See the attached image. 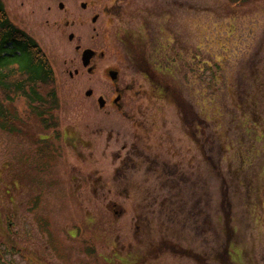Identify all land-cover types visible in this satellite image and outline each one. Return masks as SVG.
<instances>
[{
  "label": "rangeland",
  "instance_id": "1",
  "mask_svg": "<svg viewBox=\"0 0 264 264\" xmlns=\"http://www.w3.org/2000/svg\"><path fill=\"white\" fill-rule=\"evenodd\" d=\"M126 2V22L139 36L152 46L171 40L175 79L187 90L175 91L179 105L173 108L155 96L128 99L146 114L138 116L142 124L132 123L86 101L89 88L98 95L109 87L95 85L88 74L65 73L77 67L76 56L47 54L57 123L17 98L9 103L11 124L0 126V264H264V0ZM109 64L121 67L113 58ZM144 124L173 134L178 150L189 147L183 129L193 127L199 175L161 184L159 178H108L128 135ZM49 126L62 128V135L80 133L82 147L70 151L66 143L39 141L53 138L44 129ZM158 143L164 150L162 137ZM40 152L44 162L35 155ZM55 153L62 157L52 162ZM142 185L155 191L147 194ZM158 187L184 200L187 211L167 215L163 202L155 204ZM145 198L149 209L142 214Z\"/></svg>",
  "mask_w": 264,
  "mask_h": 264
},
{
  "label": "flooded vegetation",
  "instance_id": "2",
  "mask_svg": "<svg viewBox=\"0 0 264 264\" xmlns=\"http://www.w3.org/2000/svg\"><path fill=\"white\" fill-rule=\"evenodd\" d=\"M2 2L11 23L33 38L46 55L52 56L58 52L67 51L76 56V60L72 59V62L77 61L74 71L65 69V73H68L71 78L88 74L94 79L95 85H104L105 83L109 87L101 90L98 95L94 88H89L86 91L85 99L94 110L98 106L100 111L108 113L114 111L122 114L123 118L132 123L136 121L137 124H142L143 122H138V116L146 115L145 112L139 113L133 110L135 105L128 99H133L135 95L146 99L155 96L164 103L162 106L167 108L169 105L171 107L175 104L179 105L175 91L178 90L182 93L187 90L181 81L176 80L178 64H172L169 54L171 48L167 49V45L171 47L173 45L171 40L165 39L164 42L157 40L156 45L152 46L151 42L145 40V36H139V33L128 24L129 20L126 22L127 9L124 7L130 4L126 0H2ZM150 26L144 25L146 33L150 31L148 30ZM164 29L163 26H160L159 30H156L157 34L163 36ZM86 51H90L91 54L88 65H84L83 61ZM48 58L50 61L52 60L50 56ZM111 58L118 60L121 67L111 68L113 65L109 64ZM53 60L56 61V58L53 57ZM175 61L177 62V56ZM191 65L193 66L188 63L189 68ZM185 80L187 85L188 81ZM190 86H192L191 83ZM88 91L91 93L87 94ZM100 98L104 100L103 106L99 103ZM172 112L177 116L184 111L173 110ZM188 113V111L185 112L187 116ZM205 121V118L202 117V122L205 123ZM164 122L166 121L164 120ZM72 126L77 129L74 125ZM61 129L60 127L51 128L48 131L53 135V138L43 137L39 138V141H58L62 146L66 143L67 149L70 151L71 149L76 151L78 146L82 147L83 137L80 133L68 135L64 131L62 135ZM162 129L163 127L158 124L155 127L144 124L139 125L138 132L129 134L118 155L119 162L114 174L108 178H159L161 184L164 178H194L198 176L200 167L197 168L195 162L199 161L197 160L199 154L193 152L191 141L194 138L197 139L198 136L192 132L193 127L183 129L191 143V145L187 144L189 147L186 150L175 148L176 143L173 141L176 140V137L171 133L164 134ZM161 137V145L165 147L164 150L158 147ZM195 145L198 146V144ZM63 149L65 151L64 147ZM196 151L198 153V150ZM35 155L40 157L39 161L41 162L46 159L41 152ZM58 156L62 157V154L55 153L50 161H56ZM208 160V151L203 148L201 156L203 176L209 173ZM72 178H76V176ZM83 178H87V176L84 175ZM96 178H104V176L100 175ZM160 186L163 188L166 184ZM142 189L144 192L147 189L155 191L154 188H144L143 185ZM158 189L159 192L153 194L156 200L155 204L158 203L160 206L163 202L164 205L159 208L163 209L167 215L175 216L178 212L185 213L187 211L184 200L178 202L175 194L172 197L168 194L163 195L160 187ZM146 193L148 194V192ZM148 198H145L144 206L140 208L142 214H146L149 209ZM168 199L170 200L168 201ZM190 214L192 213L190 212ZM171 220L176 221V218H171Z\"/></svg>",
  "mask_w": 264,
  "mask_h": 264
},
{
  "label": "trees",
  "instance_id": "3",
  "mask_svg": "<svg viewBox=\"0 0 264 264\" xmlns=\"http://www.w3.org/2000/svg\"><path fill=\"white\" fill-rule=\"evenodd\" d=\"M53 66L38 43L16 28L0 0V126L11 124L9 103L23 98L33 114L54 119L57 98ZM54 127L44 128L50 130ZM13 130V129H12ZM11 131V129H10ZM49 132V131H48Z\"/></svg>",
  "mask_w": 264,
  "mask_h": 264
},
{
  "label": "water",
  "instance_id": "4",
  "mask_svg": "<svg viewBox=\"0 0 264 264\" xmlns=\"http://www.w3.org/2000/svg\"><path fill=\"white\" fill-rule=\"evenodd\" d=\"M91 57L90 51H86L83 55V61H84V65H88V61ZM91 91H88L87 94H90ZM99 103L101 106L104 105V100L102 98L99 99Z\"/></svg>",
  "mask_w": 264,
  "mask_h": 264
}]
</instances>
